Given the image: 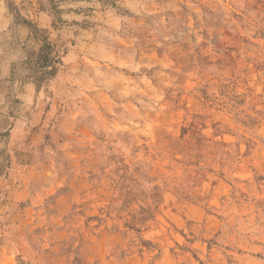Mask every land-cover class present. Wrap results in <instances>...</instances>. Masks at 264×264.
<instances>
[{"label": "rangeland", "instance_id": "rangeland-1", "mask_svg": "<svg viewBox=\"0 0 264 264\" xmlns=\"http://www.w3.org/2000/svg\"><path fill=\"white\" fill-rule=\"evenodd\" d=\"M0 8V264H264V0Z\"/></svg>", "mask_w": 264, "mask_h": 264}, {"label": "crops", "instance_id": "crops-1", "mask_svg": "<svg viewBox=\"0 0 264 264\" xmlns=\"http://www.w3.org/2000/svg\"><path fill=\"white\" fill-rule=\"evenodd\" d=\"M8 22L4 9L0 8V93L7 92L9 86L16 84L11 77V66L13 62L22 58L24 52V35L19 34L20 36L14 38L15 42L12 43L8 33L3 31Z\"/></svg>", "mask_w": 264, "mask_h": 264}, {"label": "trees", "instance_id": "trees-1", "mask_svg": "<svg viewBox=\"0 0 264 264\" xmlns=\"http://www.w3.org/2000/svg\"><path fill=\"white\" fill-rule=\"evenodd\" d=\"M44 46H45V44H44ZM43 49V48H42Z\"/></svg>", "mask_w": 264, "mask_h": 264}]
</instances>
